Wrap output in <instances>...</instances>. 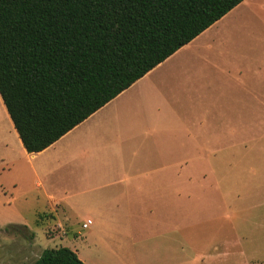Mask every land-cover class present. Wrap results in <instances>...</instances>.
<instances>
[{"label":"crops","instance_id":"1","mask_svg":"<svg viewBox=\"0 0 264 264\" xmlns=\"http://www.w3.org/2000/svg\"><path fill=\"white\" fill-rule=\"evenodd\" d=\"M205 63L215 65L216 75H206L192 91L187 88V97L213 96L217 82L231 96L239 93L242 82L255 83L258 65H264V0L239 2L42 151L28 153L14 129L26 153L45 154L41 167L61 168V191L49 202L88 204L82 227L88 229L92 257L87 262L73 250L86 264H187L185 234L195 222H203L206 207L217 198L209 195L219 194L220 188L178 185V178L191 179L190 171L177 169L187 153L178 157L176 137L163 126L177 125V109L156 104L148 111L163 97L162 87L181 80L193 83L194 74L205 72L199 67ZM142 124L154 125L148 139L121 127ZM110 131L124 136L121 148H110ZM98 139L104 142L101 151L95 148ZM37 184L42 186L39 180ZM100 227L105 228L103 241ZM95 237L105 243L93 242ZM201 256L196 253L194 259Z\"/></svg>","mask_w":264,"mask_h":264},{"label":"rangeland","instance_id":"2","mask_svg":"<svg viewBox=\"0 0 264 264\" xmlns=\"http://www.w3.org/2000/svg\"><path fill=\"white\" fill-rule=\"evenodd\" d=\"M199 67L205 72L194 74L193 83L162 87L163 101L159 97L148 111L156 104L177 109V125L163 126L176 137L178 157L187 153L177 169L190 171L191 179L178 178V185L220 188L209 195L217 198L206 207L203 222L185 234L187 264H264V65H258L255 83L242 82L237 95L223 94L217 82L212 88L217 94L187 97V88L192 91L194 83L217 73L215 65ZM151 126L121 125L146 139ZM110 136V148H121L124 136L119 131ZM103 145L98 139L95 148L101 151ZM46 158L23 150L0 101V264H32L42 250L60 246L77 250L87 262L92 257L88 229L82 227L89 206L49 202L61 191V168L41 167ZM99 230L103 241L105 228ZM196 253L200 259H194Z\"/></svg>","mask_w":264,"mask_h":264},{"label":"trees","instance_id":"3","mask_svg":"<svg viewBox=\"0 0 264 264\" xmlns=\"http://www.w3.org/2000/svg\"><path fill=\"white\" fill-rule=\"evenodd\" d=\"M242 0H0V98L39 152ZM32 264H85L69 247Z\"/></svg>","mask_w":264,"mask_h":264},{"label":"built area","instance_id":"4","mask_svg":"<svg viewBox=\"0 0 264 264\" xmlns=\"http://www.w3.org/2000/svg\"><path fill=\"white\" fill-rule=\"evenodd\" d=\"M89 222V220L85 223V224H83V226H86V224Z\"/></svg>","mask_w":264,"mask_h":264}]
</instances>
